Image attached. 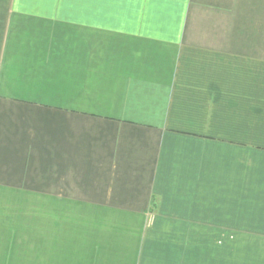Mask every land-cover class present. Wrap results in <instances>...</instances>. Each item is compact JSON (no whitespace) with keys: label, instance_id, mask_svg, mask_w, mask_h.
Here are the masks:
<instances>
[{"label":"crops","instance_id":"0c3cea01","mask_svg":"<svg viewBox=\"0 0 264 264\" xmlns=\"http://www.w3.org/2000/svg\"><path fill=\"white\" fill-rule=\"evenodd\" d=\"M0 264H264V0H0Z\"/></svg>","mask_w":264,"mask_h":264}]
</instances>
